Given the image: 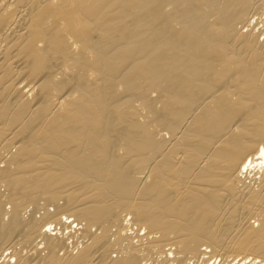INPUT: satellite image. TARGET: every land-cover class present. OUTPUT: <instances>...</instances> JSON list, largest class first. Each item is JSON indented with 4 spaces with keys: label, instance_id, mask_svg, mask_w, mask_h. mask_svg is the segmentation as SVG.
<instances>
[{
    "label": "bare ground",
    "instance_id": "6f19581e",
    "mask_svg": "<svg viewBox=\"0 0 264 264\" xmlns=\"http://www.w3.org/2000/svg\"><path fill=\"white\" fill-rule=\"evenodd\" d=\"M260 8L0 0V264H264Z\"/></svg>",
    "mask_w": 264,
    "mask_h": 264
},
{
    "label": "rangeland",
    "instance_id": "374dc122",
    "mask_svg": "<svg viewBox=\"0 0 264 264\" xmlns=\"http://www.w3.org/2000/svg\"><path fill=\"white\" fill-rule=\"evenodd\" d=\"M260 9H261V8H260ZM263 9H264V8H263ZM263 9L259 10V12H261V13H257L258 16H259V18H258V16H257V14H256V15L254 14V15L256 16V19H255V17H252V19L254 18L253 20H254V21L257 20L258 23L255 24L254 21H253L252 23H254L255 26H256V25L259 26V25L261 24V26L263 25L262 27H263V29H264V24L261 23V22L264 23V20L262 19V18H263V17H262V15H263L262 12L264 13V10H263ZM253 13H254V12H252V13L250 14V16L253 15ZM260 16H261V17H260ZM260 18L262 19V21L260 20ZM252 19H251V20H252ZM258 19L260 20V23H259V20H258ZM254 24H253V25H254ZM255 26H254V27H255ZM256 27H257V26H256ZM60 203H61V201H60ZM8 207H9L8 205H7V206L5 205V208H8ZM52 208H53V207H52ZM29 209H30V208H29ZM49 209L51 210V207H49ZM30 210H31V209H30ZM27 213L29 214V210H27ZM252 221H253V220H252ZM74 226H75V225H74ZM67 231H70V230H69V229H66L64 233H65V234L67 233L66 235L68 236V233H69V232H67ZM66 235H65V236H66ZM67 236H66V237H67ZM68 237H69V236H68ZM134 240H137V238L134 239ZM67 241H68V245L71 246L72 243L69 244L70 242H73V241L71 240V238H70V240L68 239ZM73 243H74V242H73ZM69 248H70V247H69ZM167 248H168V247H166V249H167ZM166 249H165V250H166ZM70 250H72V252H73V248H70ZM167 250H168V249H167ZM62 252H63V254L65 253L64 251H62ZM74 252L76 253V251H74ZM74 252H73L72 254H74ZM114 253H115V252H113V253L111 254V255H112L111 258L116 256V254H114ZM60 254H61V252H60ZM219 258H220V257H219ZM219 258H218V257H217V258H214V260L211 259L212 261L209 260L207 263H208V264H214L213 262L216 261V262H217L216 264H227L226 262H224V260H223V261L221 260L222 258H220V259H219ZM231 258H232V257H231ZM231 258H228V260H230ZM112 259H114V258H112ZM153 259H154V258L150 259L151 261L149 260L150 264H152V262H153V264H155V263H156V264H162V262H164V259L161 258V257H160V259H161V260L163 259V261L158 262V263H157V262H154ZM155 259H156V258H155ZM158 259H159V258H158ZM168 259H169V260H166V259H165V260H166V262H165L166 264H167L168 262L170 263V261H171V260H170V257H169ZM12 260H13V259H12ZM156 260H157V259H156ZM219 260H220L221 262H224V263H221V262L219 263V262H218ZM228 260H227V261H228ZM0 261H2V260H0ZM159 261H160V260H159ZM194 261H195V260H194ZM12 262H13V261H12ZM12 262H11V264H12ZM147 262H148V261H147ZM147 262H146V261H143L144 264L147 263ZM149 262H148V263H149ZM190 262H191V261H190ZM190 262H189V263H190ZM195 262H196V261H195ZM13 263H14V262H13ZM143 263H142V264H143ZM169 263H168V264H169ZM173 263H174V262L172 261L170 264H173ZM176 263H177V262H176ZM176 263H174V264H176ZM163 264H164V263H163ZM177 264H179V263H177ZM180 264H182V263H180ZM183 264H185V263H183ZM192 264H194V262H193ZM197 264H200V262L197 263ZM205 264H206V263H205Z\"/></svg>",
    "mask_w": 264,
    "mask_h": 264
},
{
    "label": "built area",
    "instance_id": "2783aa9c",
    "mask_svg": "<svg viewBox=\"0 0 264 264\" xmlns=\"http://www.w3.org/2000/svg\"><path fill=\"white\" fill-rule=\"evenodd\" d=\"M262 17L264 18V13L262 15ZM124 222L127 223L125 224L126 225V229H127V232H129V235L131 236V238H134L136 239L137 237V234L139 232V229L136 227V226H133L132 222L130 221L129 217H126L124 219ZM54 227H51L50 230H52ZM54 232V231H52ZM140 234L141 236L143 234H145V231H140ZM193 262L191 261L189 264H192ZM146 264H150V263H146ZM174 264V263H173Z\"/></svg>",
    "mask_w": 264,
    "mask_h": 264
}]
</instances>
